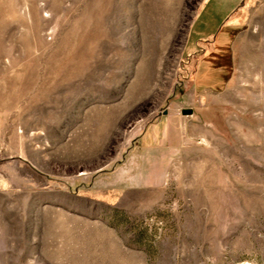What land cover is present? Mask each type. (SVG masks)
<instances>
[{"label":"rangeland","instance_id":"374dc122","mask_svg":"<svg viewBox=\"0 0 264 264\" xmlns=\"http://www.w3.org/2000/svg\"><path fill=\"white\" fill-rule=\"evenodd\" d=\"M0 264H264V0H0Z\"/></svg>","mask_w":264,"mask_h":264},{"label":"crops","instance_id":"0c3cea01","mask_svg":"<svg viewBox=\"0 0 264 264\" xmlns=\"http://www.w3.org/2000/svg\"><path fill=\"white\" fill-rule=\"evenodd\" d=\"M216 8L215 5H211L210 9ZM206 14H204L205 16ZM203 16V18H204ZM206 20H202L200 25H202ZM165 116L171 117V114L166 110L164 112ZM155 132L151 131L148 139V134L146 132H140L134 138V149L140 146V154L134 155L132 152L129 157L122 160L119 165L115 166L108 175L99 176L97 178L98 184H100L97 191L105 190H120L127 186H135L142 188H152L155 186H161L163 178L165 177L162 165V157L157 156V153L153 155L154 157L148 156V154H153L155 148H160L159 146L166 145V133L162 134L159 127L153 124ZM158 133L156 137L155 134ZM155 147V148H154ZM133 150V149H132ZM102 188V189H101Z\"/></svg>","mask_w":264,"mask_h":264},{"label":"water","instance_id":"95a60500","mask_svg":"<svg viewBox=\"0 0 264 264\" xmlns=\"http://www.w3.org/2000/svg\"><path fill=\"white\" fill-rule=\"evenodd\" d=\"M166 110L163 111V113L165 112ZM181 112L183 114H191L192 113V110L189 109V108H184V109H181Z\"/></svg>","mask_w":264,"mask_h":264}]
</instances>
